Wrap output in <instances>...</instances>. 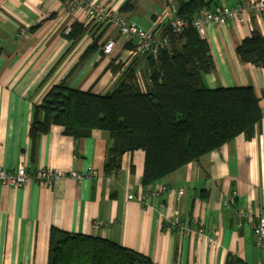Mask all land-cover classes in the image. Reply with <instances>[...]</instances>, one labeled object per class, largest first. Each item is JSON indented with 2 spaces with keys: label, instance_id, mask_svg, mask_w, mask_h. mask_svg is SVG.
<instances>
[{
  "label": "crops",
  "instance_id": "0c3cea01",
  "mask_svg": "<svg viewBox=\"0 0 264 264\" xmlns=\"http://www.w3.org/2000/svg\"><path fill=\"white\" fill-rule=\"evenodd\" d=\"M95 1L145 28L177 16L174 0ZM249 1L257 0H221L217 6L243 8ZM74 23L85 33L48 76L71 44L65 34ZM254 28L264 37V13L246 8L224 24L208 23L202 36L214 62L203 74L205 86L251 87L259 98L263 119L254 137L238 135L182 166L162 179L170 191L152 196L141 182L142 150L125 153L115 173H104L108 137L102 130L75 139L54 125L35 141L30 136L35 107L55 84L105 94L134 68L139 88L147 91L149 69L137 41L88 20L83 6L69 9L68 0H0V167L24 164L29 172L46 168L82 176L53 185H0V264H47L52 228L112 240L154 264H225L229 253L264 264L254 228L246 222L239 227L235 217L240 206L256 220L264 217V68L243 63L236 52ZM110 41L112 51L105 53ZM94 42L97 49L81 60ZM110 63L122 64L121 71L114 73ZM174 213L182 228L170 231Z\"/></svg>",
  "mask_w": 264,
  "mask_h": 264
},
{
  "label": "trees",
  "instance_id": "16d2710c",
  "mask_svg": "<svg viewBox=\"0 0 264 264\" xmlns=\"http://www.w3.org/2000/svg\"><path fill=\"white\" fill-rule=\"evenodd\" d=\"M176 15L191 20L201 9H213L221 0H174ZM85 33L74 23L65 34L70 46L48 76ZM167 46L157 54L146 52L150 84L142 91L135 69L127 68L110 92L76 90L65 82L53 85L36 105L30 136L35 141L54 125L75 139L99 129L107 134L104 173H115L125 153H145L142 185L146 187L221 148L238 135L251 140L263 119L260 100L251 87L209 89L203 74L214 68L208 42L192 25L175 34L166 25ZM97 49L92 43L81 60ZM236 52L243 63L264 68V37L254 28ZM122 64L110 63L114 72ZM47 264H154L146 255L112 240L50 230ZM225 264H248L229 253Z\"/></svg>",
  "mask_w": 264,
  "mask_h": 264
},
{
  "label": "built area",
  "instance_id": "2783aa9c",
  "mask_svg": "<svg viewBox=\"0 0 264 264\" xmlns=\"http://www.w3.org/2000/svg\"><path fill=\"white\" fill-rule=\"evenodd\" d=\"M251 3L254 4L255 11L259 10L257 12H264V0H257ZM76 4H85L86 16L89 20L97 22L105 28H115L119 30L122 35L137 39V51L142 54L146 52L157 54L161 48L167 46L168 36L163 34L166 25H168L175 34L181 33L189 25H192L199 34L203 36L208 23L223 24L233 14L231 9L226 6H216L213 9L203 8L191 20L175 16L170 18L166 25L158 23L151 28H145L134 21L124 19L114 10L95 0H68V7L72 8ZM113 46L114 42H107L104 46V52L110 53ZM89 174L96 175L97 172L92 170ZM65 177L80 180L82 176L79 172L75 171L67 173L61 170H50L46 168L29 172L23 164H19L15 170H7L0 167V185L5 186L12 185L22 187L30 181H40L48 185H53L55 182ZM169 191V186L162 181L144 187V194L152 196H159ZM184 192V188H181L178 194L182 196ZM229 202H234V198L231 197ZM235 217L239 227L246 222L254 228L256 245L264 248V217L256 220L254 213L241 206L237 208ZM181 228L180 221L170 220L168 230L173 231Z\"/></svg>",
  "mask_w": 264,
  "mask_h": 264
},
{
  "label": "rangeland",
  "instance_id": "374dc122",
  "mask_svg": "<svg viewBox=\"0 0 264 264\" xmlns=\"http://www.w3.org/2000/svg\"><path fill=\"white\" fill-rule=\"evenodd\" d=\"M251 2H255V1H249V2H247L246 3V5H245V7H243V8H240V7H230V9H231V11H232V16L231 17H234L236 14H239V13H241V11H243V10H246V8H248V9H253L254 10V4L253 3H251ZM101 3V2H100ZM78 6H85V4H76V5H74L72 8H70L69 7V9H74L75 7H78ZM106 6V5H105ZM85 8V7H84ZM255 11V10H254ZM257 11H259V10H257ZM261 13H264V12H261ZM122 16V15H121ZM123 17V16H122ZM230 17V18H231ZM124 18V17H123ZM124 19H126V18H124ZM89 20V19H88ZM126 20H128V19H126ZM132 21V20H131ZM168 21L169 20H165V21H160L159 22V24H163V25H166L167 23H168ZM226 22V21H225ZM224 22V23H225ZM223 23V24H224ZM157 24V23H156ZM155 25V24H154ZM221 25V24H220ZM118 32L122 35V33L118 30ZM69 33V32H68ZM136 41H137V39H135ZM137 43H138V41H137ZM24 165V164H23ZM25 166V165H24ZM170 188V187H169ZM172 219L173 220H177V221H180V223H181V225H182V222H181V220H180V218H179V216L177 215V214H173V216H172ZM167 228H168V225H167ZM180 230V229H179Z\"/></svg>",
  "mask_w": 264,
  "mask_h": 264
}]
</instances>
